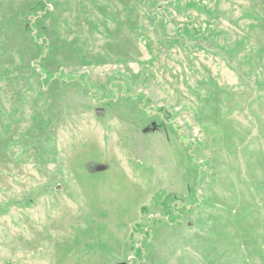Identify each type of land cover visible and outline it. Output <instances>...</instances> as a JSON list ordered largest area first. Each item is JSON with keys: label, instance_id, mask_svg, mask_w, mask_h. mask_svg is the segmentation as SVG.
Returning <instances> with one entry per match:
<instances>
[{"label": "rangeland", "instance_id": "374dc122", "mask_svg": "<svg viewBox=\"0 0 264 264\" xmlns=\"http://www.w3.org/2000/svg\"><path fill=\"white\" fill-rule=\"evenodd\" d=\"M0 264H264V0H0Z\"/></svg>", "mask_w": 264, "mask_h": 264}, {"label": "trees", "instance_id": "16d2710c", "mask_svg": "<svg viewBox=\"0 0 264 264\" xmlns=\"http://www.w3.org/2000/svg\"><path fill=\"white\" fill-rule=\"evenodd\" d=\"M37 6H40L41 8L43 7V2L42 1H40V2H38L37 3ZM31 38V37H30ZM43 53V52H42Z\"/></svg>", "mask_w": 264, "mask_h": 264}]
</instances>
